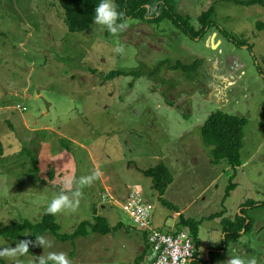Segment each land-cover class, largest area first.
<instances>
[{
  "label": "rangeland",
  "instance_id": "374dc122",
  "mask_svg": "<svg viewBox=\"0 0 264 264\" xmlns=\"http://www.w3.org/2000/svg\"><path fill=\"white\" fill-rule=\"evenodd\" d=\"M209 6L215 27L192 39L168 20L127 19V29L115 35L95 21L87 31L70 32L57 0H0V223L38 221L70 181L98 169L102 175L83 189L78 210L54 215L59 233L92 221L93 208L110 226L124 224L107 235L87 229V238L73 241L44 233L51 249L31 246L25 256L0 257V264H32L49 251L65 252L75 264H131L129 258L141 252L136 229L100 196L107 190L125 198L132 186L154 225L177 229L179 216L201 220L198 235L210 234L212 247L221 218L251 220L217 262L241 255L264 264V7L180 0L177 13L198 30L197 18ZM163 60L202 64L192 78L163 67L151 78L104 80L110 71L151 72ZM215 111L246 119L241 165L227 197L226 164L210 165L199 139L200 126ZM159 163L172 176L161 197L141 173ZM21 240L0 238V248Z\"/></svg>",
  "mask_w": 264,
  "mask_h": 264
},
{
  "label": "trees",
  "instance_id": "16d2710c",
  "mask_svg": "<svg viewBox=\"0 0 264 264\" xmlns=\"http://www.w3.org/2000/svg\"><path fill=\"white\" fill-rule=\"evenodd\" d=\"M227 3H232L238 6L261 5L264 7V0H222ZM101 0H57V4L63 13V22L70 32H84L89 30L95 21V8L100 4ZM117 5V10L122 12L127 19H134L146 24H159L162 20L170 21L176 29L183 35L189 38H197L203 35L209 29L215 27L213 22L214 8L209 6L206 11L198 16L197 22L199 29L195 30L189 24V17L182 16L177 13L180 5V0H114ZM223 36L235 44L236 42L226 31L221 30ZM202 37V36H201ZM200 60H194L191 63L185 64L180 61L169 63L165 60L159 61L157 66L151 72L145 73L142 71H110L105 75L104 80H112L120 76L131 75L135 78L147 75L154 77L161 68L165 67L171 71L179 72L188 78L193 77V73L201 66ZM131 85V84H130ZM167 104L173 106V103L167 101ZM246 125L244 117L233 116L221 111H215L209 114L207 119L199 128V139L202 145L208 149L209 164L212 166L221 163L226 164V169L223 171L229 174L228 185L225 192V197L235 187L233 179L236 176V169L241 165L240 150L243 142V128ZM138 135V134H137ZM140 136V135H138ZM30 151H26L28 156ZM1 155V144H0ZM31 162L33 172L38 173V161L31 154ZM231 172V173H230ZM142 175L151 180V187L159 197L163 195L167 186L172 182V176L166 165L159 163L141 171ZM34 174V176H36ZM164 203V200L161 199ZM245 206H254L251 201H246ZM261 204L257 205L260 206ZM177 213V211H175ZM239 213H241L239 211ZM209 218H219V215H210ZM247 218L234 216L233 220L221 218L220 224L222 227L223 240L222 248H225L229 243H234L240 236L243 230L246 233L252 221L246 223ZM201 220L193 218H184L179 216L177 229H184L188 232L195 246H198V231ZM121 223L115 226H110L105 217L97 214L95 208L92 209V221L80 222L72 232L60 234V227L56 223L55 216L50 215L47 211L44 212L38 221L24 220L22 222H10L6 225L0 223V238L14 240L22 237V240L35 241L36 236H41L44 233H50L58 240H71L81 237L87 238L88 231L94 234L107 235L118 231ZM144 235V234H143ZM145 237V235H144ZM146 245V243H145ZM146 251H147V245ZM31 247L29 249L30 253ZM70 257L72 254L69 255ZM141 255L135 259V263L141 260ZM2 264V263H1ZM33 264V263H32ZM75 264V263H73Z\"/></svg>",
  "mask_w": 264,
  "mask_h": 264
},
{
  "label": "clouds",
  "instance_id": "9594fccd",
  "mask_svg": "<svg viewBox=\"0 0 264 264\" xmlns=\"http://www.w3.org/2000/svg\"><path fill=\"white\" fill-rule=\"evenodd\" d=\"M95 23L105 26L114 35L125 31L128 27L124 14L117 10L114 0H101L100 4L95 8ZM115 51L122 53L123 48L117 47ZM101 175L102 173L97 169L90 175L81 176L77 180L70 181L66 186V191L57 193L51 199L47 212L50 215H57L66 210L77 211L81 200L84 198L83 189L90 187ZM31 246L51 249L53 242L44 236H36L34 242L21 240L14 247L0 248V257L18 258L25 256ZM17 264H20L19 260H17ZM33 264H73V261L69 259L65 252L49 251L47 255L42 254L34 257ZM224 264H258V261L254 256L245 258L241 255H235L229 257Z\"/></svg>",
  "mask_w": 264,
  "mask_h": 264
},
{
  "label": "built area",
  "instance_id": "2783aa9c",
  "mask_svg": "<svg viewBox=\"0 0 264 264\" xmlns=\"http://www.w3.org/2000/svg\"><path fill=\"white\" fill-rule=\"evenodd\" d=\"M105 191L100 196L104 204L114 206L132 221L133 226L145 234L150 264H189L195 254V245L186 230L162 231L154 225L150 208L136 187H130L124 196Z\"/></svg>",
  "mask_w": 264,
  "mask_h": 264
},
{
  "label": "flooded vegetation",
  "instance_id": "af4514ba",
  "mask_svg": "<svg viewBox=\"0 0 264 264\" xmlns=\"http://www.w3.org/2000/svg\"><path fill=\"white\" fill-rule=\"evenodd\" d=\"M242 232V231H241ZM222 237V239H221ZM222 240H223V233L222 230L220 231V239L218 242V245L216 247H212L211 245V237L210 234L205 235L204 237H201L199 240V244L202 242V244L205 246L201 247V246H195V254L194 257H198L199 258V264H218L217 259L219 258V256H221L222 254H224L227 249H228V245L225 248H222ZM192 258V260H193ZM191 260V261H192ZM190 261V263H191ZM189 263V264H190Z\"/></svg>",
  "mask_w": 264,
  "mask_h": 264
},
{
  "label": "crops",
  "instance_id": "0c3cea01",
  "mask_svg": "<svg viewBox=\"0 0 264 264\" xmlns=\"http://www.w3.org/2000/svg\"><path fill=\"white\" fill-rule=\"evenodd\" d=\"M212 36V38H215V33L214 34H212L211 35ZM209 42H210V39H209ZM211 42H212V40H211ZM220 43V41H216V44H219ZM121 223V222H120ZM121 227H120V229L121 228H123L124 227V224H122L121 223ZM172 226V224L170 225V226H168V227H161V229L163 230V229H165V231L166 230H168V228H170ZM158 227V226H157ZM134 228V227H133ZM119 229V230H120ZM136 228H134V230H135ZM118 230V231H119ZM222 230V229H221ZM125 231H128L127 229H125ZM136 231V236H137V241H140L141 242V252H140V254L139 255H141V260L138 262V264H150V262H149V257H148V253H147V251H146V245H145V243H146V240H145V237H144V235H143V233L141 232V231H139V230H135ZM200 235H198V245L200 246V244H199V240H200ZM125 242H127L128 243V240H126L125 239ZM201 247H203V246H201ZM139 255H136L134 258L133 257H130L129 258V260L128 261H130L131 262V264H136L135 263V259L139 256ZM199 262V258L198 257H195V258H193V260L191 261V263L190 264H193L194 262Z\"/></svg>",
  "mask_w": 264,
  "mask_h": 264
},
{
  "label": "bare ground",
  "instance_id": "6f19581e",
  "mask_svg": "<svg viewBox=\"0 0 264 264\" xmlns=\"http://www.w3.org/2000/svg\"><path fill=\"white\" fill-rule=\"evenodd\" d=\"M133 187V186H132ZM140 192V191H139ZM140 194H141V192H140ZM102 195V194H101ZM126 195V194H125ZM142 195V194H141ZM120 209V208H119ZM121 210V209H120ZM121 211H123V210H121ZM160 229V228H159ZM161 230V229H160ZM175 230H182V229H175ZM188 233V232H187ZM144 234V233H143ZM145 235V234H144Z\"/></svg>",
  "mask_w": 264,
  "mask_h": 264
}]
</instances>
